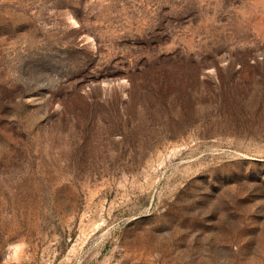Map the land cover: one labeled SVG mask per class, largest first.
Wrapping results in <instances>:
<instances>
[{
  "label": "rangeland",
  "instance_id": "obj_1",
  "mask_svg": "<svg viewBox=\"0 0 264 264\" xmlns=\"http://www.w3.org/2000/svg\"><path fill=\"white\" fill-rule=\"evenodd\" d=\"M0 264H264V0H0Z\"/></svg>",
  "mask_w": 264,
  "mask_h": 264
}]
</instances>
